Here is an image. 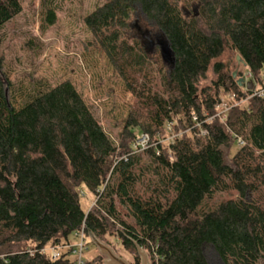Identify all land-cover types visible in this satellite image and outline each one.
Returning a JSON list of instances; mask_svg holds the SVG:
<instances>
[{"label": "trees", "instance_id": "obj_1", "mask_svg": "<svg viewBox=\"0 0 264 264\" xmlns=\"http://www.w3.org/2000/svg\"><path fill=\"white\" fill-rule=\"evenodd\" d=\"M192 3L199 14L188 18L181 6ZM137 10L176 56L169 75L159 70L160 89L140 44L126 40ZM21 13L19 0H0V30ZM47 21L55 24L53 10ZM85 24L142 109L130 111L118 144L70 81L16 107L0 56V264H76L72 250L56 261L40 251L74 245L82 228L109 246L118 240L134 264L138 249L152 264H209L208 246L225 264H264V96L225 123L206 122L227 95L248 98L246 74L264 89V0H110ZM227 53L245 73L229 71ZM211 68L217 80L200 90ZM193 113L208 135L162 145L174 119L176 134L195 125ZM144 133L153 147L134 153ZM82 186L95 196L88 212ZM231 192L237 198L210 205Z\"/></svg>", "mask_w": 264, "mask_h": 264}, {"label": "rangeland", "instance_id": "obj_2", "mask_svg": "<svg viewBox=\"0 0 264 264\" xmlns=\"http://www.w3.org/2000/svg\"><path fill=\"white\" fill-rule=\"evenodd\" d=\"M19 1L22 13L0 30V56L4 61V73L11 83L10 92L14 105L22 107L32 94L70 81L90 106L107 135L119 144L130 111L142 109L141 103L135 95L128 92L120 73L115 70L85 24V18L89 14L110 0ZM181 9L188 18L199 14L194 3L182 5ZM49 10H53L55 14L53 25L47 21ZM125 36L129 46L133 47L138 43L146 53L153 85L160 89L162 74L159 70L163 68V73L167 75L170 72V67L163 63L160 54L159 41L165 37L140 10H137L130 20ZM150 41L153 43L152 48ZM222 60L230 62L229 71L233 75L246 72L235 63L233 54L227 53ZM216 80L217 77L211 68L200 81V90L212 87ZM174 126H180L176 119L167 127V134H160L162 145L168 146L177 137L185 133L190 134L189 129L180 130V133L176 134ZM239 148L240 146L236 145L226 152L229 164H232ZM80 191L84 194L81 198L82 208L88 212L95 205V196L85 186H82ZM235 198V192L218 194L210 205ZM72 241L76 248L81 243L76 237ZM102 243L109 246L105 242ZM111 246L109 247L117 256L128 264H134L133 255L125 251L118 240L112 239ZM138 253L141 264H144L143 255L148 264H152L146 251L138 250ZM205 256L209 264H225L211 246L206 247ZM73 259H76V256L73 255ZM83 260L86 264L108 262V257L93 244L90 235L87 236Z\"/></svg>", "mask_w": 264, "mask_h": 264}, {"label": "built area", "instance_id": "obj_3", "mask_svg": "<svg viewBox=\"0 0 264 264\" xmlns=\"http://www.w3.org/2000/svg\"><path fill=\"white\" fill-rule=\"evenodd\" d=\"M244 83L246 85V89L249 92H251L248 98L240 101L236 94H229L228 96H226V98L222 99L220 103L216 106L217 114L215 116L209 117L206 121L207 123L213 122L216 118L219 119L221 122L225 123L226 120L228 119V115L230 111L233 108L242 106L249 99L253 97H257V96L263 97L264 96V89L259 90L257 88V82L254 80L251 74H246ZM250 83L253 84L252 89H248V86L250 85ZM192 120L195 125L189 128L188 132L192 133L194 136L196 135L199 137L207 136L208 131L199 122V119L195 113L192 114ZM195 130L197 133H195ZM160 142L162 143L161 138H160ZM151 146L152 145H151L150 135L146 133L138 134L136 137L135 143L133 145V150H134V153H142V152L147 151ZM159 154L160 153H158V155ZM85 230H86L85 228H82L80 233L77 235L78 239L81 242L77 248L75 247V245L59 247V248H49V249L41 250L40 254L43 257L50 258L51 260L56 261V260H59L65 252L72 250L73 255L76 256V261H77L76 264H86L83 260V253H84L85 244L87 240V235L85 233Z\"/></svg>", "mask_w": 264, "mask_h": 264}, {"label": "water", "instance_id": "obj_4", "mask_svg": "<svg viewBox=\"0 0 264 264\" xmlns=\"http://www.w3.org/2000/svg\"><path fill=\"white\" fill-rule=\"evenodd\" d=\"M196 15L198 14L196 13ZM159 46H160V54L163 63L169 66L170 69H173L176 65V56L170 46V43L166 39H163L159 41ZM152 47H153V43L150 41V48ZM238 60H240L239 57ZM249 88L250 89L252 88V83H250ZM90 239L93 242V244L98 248V250L103 255L108 257V262L106 264H128L124 259L117 256L116 253L109 246L103 244L95 235L90 234ZM142 257H143V263L148 264L147 258H145L144 255Z\"/></svg>", "mask_w": 264, "mask_h": 264}]
</instances>
